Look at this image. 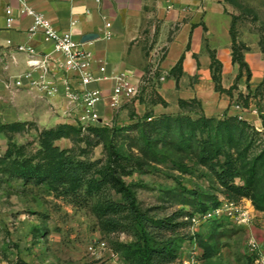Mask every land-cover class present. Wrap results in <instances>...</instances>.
Returning <instances> with one entry per match:
<instances>
[{"label": "rangeland", "instance_id": "rangeland-1", "mask_svg": "<svg viewBox=\"0 0 264 264\" xmlns=\"http://www.w3.org/2000/svg\"><path fill=\"white\" fill-rule=\"evenodd\" d=\"M206 2L205 21L210 28L220 19L221 7L233 18L232 35L250 41L253 34L263 49L264 0ZM176 34V25L156 28L157 41L149 56V65L156 69L149 76L145 72L134 98L114 111L105 107L100 112L96 130L78 132L62 104L31 92L15 91L13 101H1L0 264H117L119 255L114 252H124V245L135 241L127 222L111 231L104 221L103 201L117 203L121 197L109 186L86 193L84 189L76 191L63 177H58L63 182L56 184L50 179L25 180L8 170L5 155L19 147L25 148L21 155L45 164L36 143L39 132L49 129L63 135L54 142L56 147L75 160L93 163L98 173L103 170L107 143L116 146L133 167L122 180L133 191L139 210L176 224L160 234L163 241L171 242L175 257L170 264H264V85L257 89L255 106L262 129L258 126L255 130L252 122L246 129L230 120L234 113H245L233 102L220 114L203 111L196 102L178 108L177 92H197L206 98L210 91L194 74L164 92L167 73L161 65ZM162 38L165 40L160 42ZM205 57L208 54L202 50L196 55L201 64ZM236 87L243 89L240 84ZM142 129L149 143L142 138ZM214 139L237 159L241 176L234 179L236 185L241 186L248 167H254L250 196L238 197L234 204L226 202L221 193L214 162L202 157V148H210ZM207 152L212 155L211 150ZM219 161H223L221 154ZM58 165L53 164L55 169ZM215 201L221 208L232 207L209 221L196 220L200 209L205 206L211 211ZM249 243L255 245L253 250ZM137 260L135 253L128 264H137Z\"/></svg>", "mask_w": 264, "mask_h": 264}, {"label": "crops", "instance_id": "crops-1", "mask_svg": "<svg viewBox=\"0 0 264 264\" xmlns=\"http://www.w3.org/2000/svg\"><path fill=\"white\" fill-rule=\"evenodd\" d=\"M206 0H0V103L13 101L15 91L34 93L50 103L62 104L67 111L68 104L63 94L62 84L68 79L64 76L54 75L52 80L57 86L56 95H46L36 88L24 85L16 88L13 84L16 77L27 72V58L22 53L14 52V47L19 44L30 45L38 53L48 51L49 47L42 44L40 35L29 38L26 34L31 24V19L17 15L18 8L25 4L41 13L58 32L71 33L75 41L92 39L85 44L93 56L91 70L94 76H100L98 67L104 65L105 75L112 72H125L133 75V82L145 76L152 68L149 65L151 45L156 40L157 27L167 29L170 25L177 26V34L168 45V53L162 62L161 68L167 73L166 84H162L164 92L175 88L183 77L197 74L210 91L206 98L200 97L197 92L187 95L177 92L178 99L182 101L197 100L203 111L218 112L230 109V103L238 94L249 97L248 109L245 113H234L247 123L252 122L255 129L260 125L259 111L255 107L259 100L256 87L264 85V47L261 48L258 37L248 41L236 36V42L242 43L246 50L243 51V60L249 72V91L245 88V76L242 72L235 83L238 66L231 62L230 27L232 17L226 15L220 7V19L210 28L205 21ZM218 5V4H217ZM9 7L13 10L16 20L11 27H7L4 20V11ZM110 27L106 29L104 25ZM157 26V27H156ZM108 31L109 40H103L102 35ZM11 42L10 47H4L5 41ZM165 38L160 39L163 41ZM187 47V48H186ZM208 54L203 64L199 63L196 55L200 51ZM209 53H213L220 63V86L228 89L235 83L232 91V100L223 93L214 91V84L210 73ZM180 74L177 77L169 75L171 69L178 61ZM149 76V75H146ZM141 81V80H140ZM160 81V79H159ZM164 78L162 81L163 82ZM102 90V96L107 99L113 86L111 80L101 81L95 85ZM262 87V86H261ZM34 91V92H33ZM208 91V92H209ZM161 96L162 94L159 93ZM163 98V97H162ZM234 105V104H233ZM107 111V104L102 105ZM250 124V123H249Z\"/></svg>", "mask_w": 264, "mask_h": 264}, {"label": "trees", "instance_id": "trees-1", "mask_svg": "<svg viewBox=\"0 0 264 264\" xmlns=\"http://www.w3.org/2000/svg\"><path fill=\"white\" fill-rule=\"evenodd\" d=\"M232 26L233 18L230 27V38L231 62L238 66V74L235 83L243 72L245 76V88L249 91L248 82L250 79V72L242 56L246 48L242 43L236 42V36L234 37L232 35ZM209 59L214 91L225 94L231 101L232 91L236 89L235 83L228 89H222L220 86V63L215 59L213 53H209ZM180 63L181 61L179 60L171 69L169 75L177 77V75L180 74ZM216 68L217 75L215 74ZM261 86H263V83L258 85L256 89ZM191 102H196L197 105L200 106V103L195 99L190 101L179 100L177 101V106L181 108L184 104H189ZM233 104L239 106L241 109H248L249 97L247 95L243 96L238 94ZM231 116L230 120L237 122L241 127H245L246 129H248V126L252 127V125L242 120L240 117L236 115ZM96 126L97 125L88 126L84 129L77 126V131L86 132L96 130ZM141 131V136L145 143H149L147 133L143 129ZM2 132L3 130L0 126V133ZM61 137H63V135L59 130L49 129L39 132L36 146L43 154V158L45 159L43 162H45V164L33 161L21 155L25 149L23 147L15 148L14 153H12L11 149L8 150L5 155V158L8 159L7 161L9 162L7 166L8 170H12L13 174L25 180L37 179L38 181H45L46 179H50L52 182L58 183L63 181H59L57 178L63 177L73 188H76V191L84 189L86 193L99 192L103 187L109 186L121 197L120 202L117 203H106V200L103 201V204L105 203L103 215L105 216L104 221L106 225H108L111 231H115L121 228V222H127V227L134 231L135 236L134 242L124 245V252L114 253L119 255V258L124 264H128V261L135 253L138 254L137 264H170L173 262L175 255L171 242L163 241L160 234L162 230H170L176 224H171L170 220L167 219H153V217H149L145 212L139 210L133 191L122 180V177H127L131 174L133 167L118 152L116 146L111 142L107 143L103 170L101 173H98L93 170V163H88L84 160H75L68 153L56 147L54 142ZM209 146L210 148L208 149L206 146L202 148V157L208 162H214L213 166L217 169L215 177L223 188L221 193L226 198V202L234 204L238 197H249L254 180V167H248L246 171L247 178L243 181L241 186H238L234 183V179L241 175L237 165V159H234L233 153L229 154L227 151H223L224 147H219L218 140L216 139L213 141L211 140ZM210 150L212 155H210V152H207ZM220 154L223 161H219ZM262 154L264 156V149L262 150ZM9 158L12 161H10ZM54 162L59 164L56 169L53 166ZM190 195L193 196V198L196 196L193 192H191ZM219 205L220 204L215 201L212 203L211 209H216ZM207 211H209V209L203 206L199 213L203 214ZM155 228H157V231L153 230Z\"/></svg>", "mask_w": 264, "mask_h": 264}, {"label": "built area", "instance_id": "built-area-1", "mask_svg": "<svg viewBox=\"0 0 264 264\" xmlns=\"http://www.w3.org/2000/svg\"><path fill=\"white\" fill-rule=\"evenodd\" d=\"M17 15L31 19L26 34L30 39L35 35H40L42 44L47 45L49 50L38 53L30 45L19 44L14 47V52L26 56L28 67L27 72L15 78L13 84L16 88L26 85L36 88L46 95H56L57 86L54 84L52 77L54 75L66 77L68 81L62 84L63 94L68 104L66 114L73 118L74 123L81 129L94 126L99 122L104 102L110 111H114L123 101H128L137 95L142 76L137 83L133 82V75L125 72H112L106 76L104 65L98 67V72L101 75L94 76L91 70L93 56L91 51L85 48L87 42L75 41L71 33L56 31L43 14L25 4L18 8ZM4 20L7 27H11L16 20L13 10L9 7L4 11ZM104 27L108 29L110 25L106 23ZM110 38L111 34L108 31L103 33V40H109ZM10 46L11 42L6 40L4 47ZM155 69L156 66H153L148 75ZM163 78V76H160V81ZM105 80L113 82L107 99L102 96V90L99 87L92 86ZM235 108L242 111L237 105H235ZM227 207H232V205L229 204L223 208L219 207L207 211L199 215L196 220L209 221L219 217L223 214V209ZM249 248L253 250L255 245L249 243ZM116 259L117 264H124L118 257Z\"/></svg>", "mask_w": 264, "mask_h": 264}, {"label": "water", "instance_id": "water-1", "mask_svg": "<svg viewBox=\"0 0 264 264\" xmlns=\"http://www.w3.org/2000/svg\"><path fill=\"white\" fill-rule=\"evenodd\" d=\"M92 39H83V40H81V43H86V42H90Z\"/></svg>", "mask_w": 264, "mask_h": 264}]
</instances>
